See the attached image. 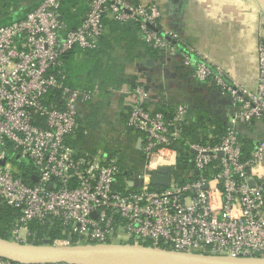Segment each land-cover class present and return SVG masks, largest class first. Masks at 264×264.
<instances>
[{"label": "built area", "instance_id": "1", "mask_svg": "<svg viewBox=\"0 0 264 264\" xmlns=\"http://www.w3.org/2000/svg\"><path fill=\"white\" fill-rule=\"evenodd\" d=\"M86 3L76 29L66 30L61 0H42L24 17L0 26V200L20 210L11 239L30 242L29 222L59 219L81 238L79 243L112 242L124 235L125 242L134 244L264 258V174L253 171L258 163L264 165V140L246 157L240 136L242 126L264 119V41L257 48L256 89L227 81L222 70H214L205 57L194 58L191 50L184 55L198 80L212 78L232 99L217 143L184 138L188 105L179 104L167 118L148 105L144 82L123 90L127 125L140 132L138 148L145 163L120 188L116 157L79 156L69 144L96 93L65 83L62 56L74 46L96 48L106 17L136 21L141 38L161 52L177 48V34L160 25L155 4ZM182 141L189 165L179 174L174 172L179 156L174 144ZM157 157L164 163L150 168ZM162 166L169 168V185H152L153 172ZM133 178L143 185L130 186ZM62 242L69 243L56 241ZM0 264L21 263L0 257Z\"/></svg>", "mask_w": 264, "mask_h": 264}, {"label": "crops", "instance_id": "2", "mask_svg": "<svg viewBox=\"0 0 264 264\" xmlns=\"http://www.w3.org/2000/svg\"><path fill=\"white\" fill-rule=\"evenodd\" d=\"M126 1L157 5L161 11L160 25L177 34L178 44L175 50L160 51L154 56L135 34L137 41L131 50L124 47L125 42L117 47L119 55L129 57L126 74L136 76L146 84L152 110H162L171 116L179 104H186L189 107L187 123L203 121L204 124L197 127L200 135L208 140L220 138L232 112V99L212 78L198 80L193 69L184 63V55L191 50L194 58L205 57L214 70H222L227 81L256 89L257 48L259 42L264 41V0ZM149 60H152L151 63H148ZM131 88L132 85L126 83L112 91L108 107L112 116L107 118L108 121L121 119V99L123 105L127 101L123 90ZM93 92L96 93L93 101L102 100L99 90ZM240 136L256 144L263 140L264 119L255 121L251 126H242ZM76 139L77 136L72 137L69 144L77 154H90L75 142ZM100 153L107 154L99 149L93 155Z\"/></svg>", "mask_w": 264, "mask_h": 264}, {"label": "trees", "instance_id": "3", "mask_svg": "<svg viewBox=\"0 0 264 264\" xmlns=\"http://www.w3.org/2000/svg\"><path fill=\"white\" fill-rule=\"evenodd\" d=\"M41 2L42 0H0V17L9 19L8 23H10L14 21L13 17H16V19L24 17ZM87 10L88 5L86 0H61L60 14L66 30L76 29L81 24ZM104 22L106 31L99 45L93 49H82L79 46H74L63 54L62 66L59 68L65 76V83L70 87L100 91L102 100L88 103L84 110L86 112H84L83 118L80 119L81 126L77 131L75 142L81 146L84 140L88 138L87 131L97 129V125L101 122L100 118L104 120L110 118L106 111L110 105L109 99L112 91L119 89L126 83L131 84L132 87L140 83V79L136 76L126 74V62L129 57L119 55L117 47L122 42H125L124 47L126 46L128 50H131L134 43L139 40L142 44L147 45L154 56H157L160 52L159 49L147 44L141 38L139 25L136 21L121 23L113 18L106 17ZM121 102L123 110L121 119L117 122L126 126L124 134L127 133V138L126 140L120 139V137L107 138L102 144L104 151L109 157L117 158V163L121 167L119 186L123 188L125 178L131 177L143 168L144 154L134 143L140 136V132L127 125L128 107L123 105V99H121ZM85 113H87L86 117ZM165 115L167 118L173 117V115L168 116L166 113ZM203 124V121L192 122L190 124L186 122L183 126L184 138H190L203 144L219 142L220 138L208 140L207 137L200 135L201 133L197 127ZM241 142L244 156L247 157L256 143L248 138H242ZM174 145L179 150L178 166L174 169V172L181 174L185 166L189 165V156L188 153L184 152L186 149L184 142ZM78 155L81 156L83 154L79 153ZM19 216V208L10 206L0 200V236L11 239L12 230L18 222ZM28 230L30 232V242L37 243L45 239H48L50 243H56L57 240H66L72 243H79L81 241L78 235L69 233V227L59 219L33 220L28 223ZM108 242H111V240H108Z\"/></svg>", "mask_w": 264, "mask_h": 264}, {"label": "water", "instance_id": "4", "mask_svg": "<svg viewBox=\"0 0 264 264\" xmlns=\"http://www.w3.org/2000/svg\"><path fill=\"white\" fill-rule=\"evenodd\" d=\"M13 20H16V17H13ZM150 61L152 60L148 63H151ZM169 182L170 173L167 166L153 172L152 185L168 186ZM128 184L132 187L141 186L143 180L133 178ZM0 257L21 264H264V258L258 256L178 251L130 242L50 243L48 240L36 243L20 242L2 236Z\"/></svg>", "mask_w": 264, "mask_h": 264}, {"label": "rangeland", "instance_id": "5", "mask_svg": "<svg viewBox=\"0 0 264 264\" xmlns=\"http://www.w3.org/2000/svg\"><path fill=\"white\" fill-rule=\"evenodd\" d=\"M8 21H9V19L0 17V26L7 24ZM84 112H86V111H84ZM84 112H83V114H84ZM106 113L109 116H112L110 109H107ZM86 116H87V113H85V117ZM99 120L104 122V124L102 122H99V124L97 125V129H95V130L91 129L90 131L88 130L87 131L88 138H86V140H84V142L82 143V146L84 147L83 148L84 151L90 152V154H92V155L97 153V151L99 149H102V151H104L102 143H104L105 139H107V138L110 139V138L120 137V139L123 138L124 140H126V138H127V133L125 135H123V132L126 130L125 125H121V123L118 124V122H115L116 120L108 121V120H104L102 118H100ZM116 124H118V126ZM134 143L136 144V147H137L138 141L136 140V141H134ZM26 161H27V163L30 162L29 159H26ZM144 163H145V156H144ZM122 238H124V235H121L120 238L119 237L113 238L112 242H117V241L125 242ZM44 241H48V239H45ZM62 243H64V242H62Z\"/></svg>", "mask_w": 264, "mask_h": 264}, {"label": "clouds", "instance_id": "6", "mask_svg": "<svg viewBox=\"0 0 264 264\" xmlns=\"http://www.w3.org/2000/svg\"><path fill=\"white\" fill-rule=\"evenodd\" d=\"M161 163H164L163 159L157 157L150 162L149 167L155 169ZM253 171L259 174H264V165L258 163Z\"/></svg>", "mask_w": 264, "mask_h": 264}]
</instances>
